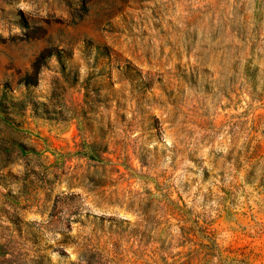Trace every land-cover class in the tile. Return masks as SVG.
Instances as JSON below:
<instances>
[{"label": "rangeland", "instance_id": "obj_1", "mask_svg": "<svg viewBox=\"0 0 264 264\" xmlns=\"http://www.w3.org/2000/svg\"><path fill=\"white\" fill-rule=\"evenodd\" d=\"M0 264H264V0H0Z\"/></svg>", "mask_w": 264, "mask_h": 264}]
</instances>
